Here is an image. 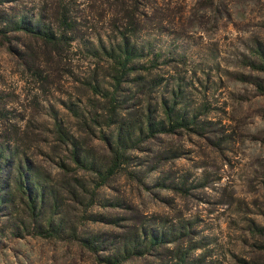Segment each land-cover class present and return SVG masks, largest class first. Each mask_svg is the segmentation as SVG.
Instances as JSON below:
<instances>
[{"label": "rangeland", "instance_id": "374dc122", "mask_svg": "<svg viewBox=\"0 0 264 264\" xmlns=\"http://www.w3.org/2000/svg\"><path fill=\"white\" fill-rule=\"evenodd\" d=\"M35 24L61 39L44 42ZM122 35L136 55L111 106L102 50ZM262 57L264 0H0V145L16 139L50 184L70 179L78 194L53 213L75 234L13 235L0 215V264H104L139 226L170 241L119 264H173L175 250L188 251L183 264H264ZM163 103L182 125L169 130ZM146 112L164 131H135L103 184L96 165L69 157L75 148L105 169L118 118ZM82 236L102 243L90 250Z\"/></svg>", "mask_w": 264, "mask_h": 264}, {"label": "trees", "instance_id": "16d2710c", "mask_svg": "<svg viewBox=\"0 0 264 264\" xmlns=\"http://www.w3.org/2000/svg\"><path fill=\"white\" fill-rule=\"evenodd\" d=\"M16 24L22 25V18ZM34 29L46 43H58V40L62 37L60 34L56 38L52 30L46 26L39 27L35 24ZM116 47L118 49L111 47L102 50L109 57L108 61H110L112 84L114 86L108 92L109 96L107 95L109 103L116 101L115 87L119 85L123 76L130 71V63L136 55V50L129 35H122ZM256 65L260 70H264V57ZM135 81L141 89L143 81L139 78ZM91 87L96 88L98 84L96 83ZM259 87L264 89L263 85H259ZM112 105L113 103H111ZM162 108L165 114L164 118L169 123V130L177 125H182L185 121L183 114L179 110H175L174 104L163 103ZM113 112L114 109H112V115L110 114L109 117L115 115ZM142 121L136 123L133 118L126 121L118 118L112 135L113 141L110 144L111 159L105 169H100L97 162L88 159L85 152L80 155L75 148H72L71 151L69 149V157L71 153L75 164L96 165L98 179L100 180L98 185H101L109 174L118 167V161L124 155L135 131L160 132L165 129L164 123L161 120H153L148 112L143 114ZM54 132L60 143H66L70 138L60 125L55 126ZM10 141L12 142L0 145V215L6 213V215L11 216L13 235L23 236L33 231H36L39 235L46 234L48 237L59 236L61 232L68 235L75 234L76 228L67 218L66 212L60 213L56 219L53 217V213L61 212L64 209L61 200L64 195L70 196L71 194L74 198L78 196L76 190L70 184V179H62L57 184H50L47 176L31 165L25 151L18 148L15 142L16 139L12 138ZM59 165L64 168L65 172L70 171L69 163L61 161ZM168 236L169 234L162 231L147 234L139 226L134 232L122 238L120 245L116 247L114 252L103 254L100 261L104 264H119L129 259L135 251L141 250L143 252L147 248L157 247L170 241L167 238ZM79 240L83 246L93 251L97 250L102 243L96 236H82ZM174 252L176 260L173 264H183L188 251L175 250Z\"/></svg>", "mask_w": 264, "mask_h": 264}]
</instances>
